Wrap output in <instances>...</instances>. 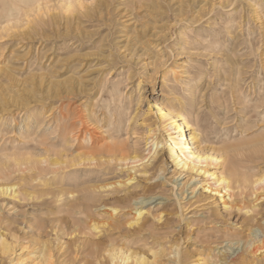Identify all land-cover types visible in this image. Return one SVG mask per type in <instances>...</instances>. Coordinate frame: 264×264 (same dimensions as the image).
Returning a JSON list of instances; mask_svg holds the SVG:
<instances>
[{
    "label": "rangeland",
    "instance_id": "rangeland-1",
    "mask_svg": "<svg viewBox=\"0 0 264 264\" xmlns=\"http://www.w3.org/2000/svg\"><path fill=\"white\" fill-rule=\"evenodd\" d=\"M40 1L50 9H44L30 26L19 24L6 30L8 22L1 18L5 13H0V160L15 151L52 158L58 152L70 163L76 154L91 150L67 147L68 143L55 136L70 130L68 123L76 111L84 112L110 77L123 83L121 95L111 102L117 118L115 141L118 137V144L138 150L146 158L154 150L153 143L160 140L163 161L136 173L132 184L120 188L119 193L100 186L133 175L130 164L106 162L87 166L90 172L86 173L90 174H67L82 176L81 180L88 181L83 186H99L92 196L87 192L64 196L71 204L87 207L86 219L90 221L86 220V229H76L74 224V218H85V214L72 215L66 205L59 209L51 202V195L41 196V188L26 187V198L21 201L1 197L0 264H99L103 257L95 246L119 240L115 232L110 236L104 229L99 231L104 227V216L109 214L112 199L126 192L135 194L132 202L144 201L143 205L133 204L127 209L132 214L126 216H133L134 209L142 206L150 209L153 226L143 231L140 239L132 231L136 224H126L122 231L125 236L119 238L127 237L129 242H113L115 248L141 253L149 264H264V252L254 255L246 251V242L252 238L250 229L263 226L264 200L256 203V213H245L235 187L234 202L240 206L227 210L220 194L204 189L213 181L212 176L182 172L169 150L170 136L182 133L193 148L216 147L209 153L216 155L219 163L207 167L209 174L226 170V153L217 148L223 144L211 135L214 130L221 134V126L206 124L192 139L197 131L184 123L185 116L190 111H215L226 116L230 108L232 117L222 126L231 127L238 104L233 97H240L242 90L252 91V87L264 94V0ZM69 88L75 94L67 96ZM211 91L214 103L208 101ZM100 108H95V115H100ZM162 108L175 117L181 132L173 131L169 136L162 124ZM206 134L210 140L203 143ZM28 136L32 141L25 146L23 141ZM253 136L250 133L243 141L232 137L228 142H246L248 150ZM258 156L247 163V159L239 158L245 166L241 172L264 174V152ZM253 165L255 171L250 170ZM3 184L8 182L0 181Z\"/></svg>",
    "mask_w": 264,
    "mask_h": 264
},
{
    "label": "bare ground",
    "instance_id": "bare-ground-1",
    "mask_svg": "<svg viewBox=\"0 0 264 264\" xmlns=\"http://www.w3.org/2000/svg\"><path fill=\"white\" fill-rule=\"evenodd\" d=\"M45 1H48V0H45ZM41 4L42 2L40 0H0V13L2 11L5 13L1 15V18L2 20L3 18H5V20L8 22L7 23L8 26H6L4 29L13 28L19 24H24V25L27 24L28 26H30V24L34 21V18H38L40 14H43L45 12V10L50 9L47 4L45 7L41 6ZM33 5H36V6L30 8ZM182 70L180 71L182 72ZM237 73L241 74L240 71H238ZM109 78L108 79L106 78L103 86L101 87V92L100 94H98L99 96L94 97L93 99L91 98L92 99L91 103L85 106V108L83 109L84 112H82L81 109L77 110L76 113L74 112L76 114L74 120L71 123L70 122L68 123L71 126L70 128H68L70 130L68 132H65L64 130L65 133L63 132L64 133L63 135L55 136V139H60V141L63 142L64 144L68 143L67 147L79 148V147L85 146V147L91 148V150L88 149V151H84L78 155L76 154L77 156L75 155L73 159L70 158L71 159L70 163L69 161L63 158L62 154L57 152V155H56L55 151L54 152L52 151V153L55 154V157L53 158L49 157V155L40 156L41 154L39 156L37 155L36 157H34L33 155L35 154L33 153L30 154L29 152L17 153L15 151V152H11L10 154H6V155H9L8 158L0 160V181H7L8 184L0 185V198L7 197V198H12L13 200H16V201L25 200L26 194L24 193L25 191L24 189L26 187L28 188L38 187V188H41L40 192L38 191L41 194V196L51 195L52 197L51 202L53 201L54 203H56L59 209H62L63 206L66 205L68 208L66 210H68V212L72 215L73 214L75 215L85 214L87 210V207L85 205L83 204L74 205L73 203L71 204L70 202H67L65 200L66 198L64 199V196L68 195V197L70 196L73 197L75 194H78L80 192H83V193L87 192L86 194L88 195L91 194L90 196H92L95 194V190L97 187L99 188V186H96V185L83 186L82 184H86L88 183V181L85 179L81 180L80 178L82 176H80V178L79 176L67 177L66 176L67 174L79 175V173L81 172L86 173L89 171L87 166H91V165L98 166L106 162H118L120 164H124L128 166L130 164L131 165L130 168L134 172L133 175H131L130 177L126 178L123 181L117 180L114 183L110 182V183H106L100 186V188L101 187L102 188L104 187L107 189L108 187L112 189L114 188L115 192L119 193L120 188L122 187L127 188V186H130L132 184V181L135 179L136 173L140 172L141 174L142 172L141 170L143 169L146 170L145 168L149 166L150 164H153V162L163 161L162 156L159 155L162 148L158 149L159 145H161L160 140H157L153 143L154 150L153 152H151V156L146 157V158H144V156H142L138 150L125 149L124 145L118 144L119 143L118 137H117L118 143L115 141L116 137L114 139L113 136H114V131L116 128L115 125L117 124L115 123L117 121V118L115 117V113L113 112V107L111 105V102L117 100L118 99L117 97L121 95V91L123 90L120 89V86L123 85V83L121 82L122 83L121 84L118 80H109ZM110 79H113V78H110ZM263 82L264 81H262V83ZM252 88L254 89V87ZM253 89L250 92L248 91L245 92L242 90V94L240 93L241 94L240 97H236V98L233 97L234 101L236 99L237 101L236 103L238 104L235 106V111H236L235 115L232 114L234 116L233 119H236V122L231 127L228 125L222 126L226 122V120L229 121L228 118L232 117L229 113L230 108L226 109L225 111L226 116H220V114L215 111H210L209 113H206V114L201 113L200 111L197 113L190 111L185 116L186 119L184 123H186L187 126H190V125L194 126L195 127L194 131H197V133H194V136L192 139H195V137H197L200 134V131L198 130H201L202 126L206 124L212 125V126H218V125L221 126L220 127L221 134L219 133V131L213 129L214 131H212L211 135L215 138L214 140L218 139L219 142L223 144L221 148L219 147L217 148L219 151L221 150L226 153V160H227L228 165L225 171H221L220 173H217V174L215 172L209 174L208 173L209 171L207 169L209 165H217L219 163L218 157L216 155L209 153L210 150H216V147L215 148H211V147L193 148L192 146L188 145L183 140L184 136L182 133H178L177 135L170 136V133H172L173 131L181 132L182 128L180 125H175L176 119L175 117L172 116V114H170L164 108L161 109L162 124L165 127L166 132L167 131L169 132L170 141H171L169 143L170 156L172 160L176 163V165L181 168L182 172L186 171L188 174L195 173L198 176L199 175H206L208 177L212 176L213 181L210 184L205 185L204 189L209 191L213 195L220 194L223 199L225 208L227 210H232L237 205H239V204H235L234 202L236 200V199L234 200V196L236 194L234 193L235 192L234 188L235 187L238 188L239 190L238 192H240L238 195L242 197V202L244 205L243 207L246 210L243 212L245 213L251 212V211L255 212L254 211L255 207H257L256 203H259L264 200V174L257 175L255 172H251V173L241 172V168L242 167L244 168L245 166H242L243 164H240L242 163L241 160H240L241 162H239V158L247 159L248 161H246V163L253 162L260 153L264 152V94L261 93L262 91L257 92L256 89L258 88H256L255 90ZM80 91H82V89ZM72 94H75V91L72 88H69L67 91V96L72 95ZM104 94H107L109 96L108 99L111 100L110 102H106L108 101V99L104 97ZM208 101L209 103L215 102L213 91H211V93L209 94ZM99 105L101 106L100 108L101 113H99L100 115H95L97 114V112H95V108ZM61 126H62V123H61ZM65 128L66 127H64V129ZM173 128H178V130L176 129L174 130ZM230 128H233L232 131H235L234 135L231 134ZM171 129L173 130L170 131ZM57 130L54 133H58ZM250 133H254L255 136H253L254 138L252 139V141L250 140L252 146L250 147V149L247 150L246 145H245L247 143L242 142V141L246 137H248ZM115 136H117V134ZM237 136L240 139H242V141L239 142L240 144H233V143L228 142V141H232L231 139L232 137L238 138ZM25 138H27V140L25 139V141H23V144L25 146H28V144L32 141V139L29 138V136ZM209 138H210V135L206 134V137L202 140V142L206 143ZM241 144L245 145L244 146L245 148H242V147L239 148ZM14 149H16V147H14ZM1 150H4V149H1ZM47 150L51 152L49 149ZM58 154H60L61 156ZM150 160H152V163H149ZM68 167H72V168H70V170L68 169L69 171L67 170L65 171V169ZM255 167L256 166L254 165L252 167L250 166L251 168L250 170L255 171ZM96 169H100V168H96ZM86 174H90V173H86ZM80 186H83V187H80ZM38 192L37 194H39ZM86 194L84 195V197L88 196ZM135 198H136L135 194L131 195L127 192L123 197H121V195L120 197H117V196L114 197L112 199L113 201L111 202L112 203L111 209L109 211L108 216L107 217L104 216L105 218L103 217L104 227L101 228L99 231L104 229V231L108 232V234L115 232V234H118V239L120 240V242H123L126 240L129 242L127 237H124L125 235L123 234L122 231L124 230V227H126V224H129V225L136 224V226L134 227V229H132V231H133L134 236L136 235L137 237L141 239L143 231H148L153 226V225L151 226L150 218H149V215L152 213L150 209L147 210L144 207L139 206L138 208L134 209L135 212L133 213V216L127 217L126 216L127 213L132 214V212L130 213L127 209L131 208L133 204L135 206V204L143 205L144 203L143 199L140 201L132 202V200ZM238 198L240 199V197ZM247 201L252 202L254 204L252 206L246 205ZM107 202L110 203V201H107ZM243 207L241 206L239 208L242 210ZM84 216L85 218L80 217V216L77 219L74 218L75 219L74 224L76 226V229L88 228L87 221L89 222L90 220L86 219V216H87L86 214ZM95 224L96 223H94V225ZM250 230L252 232V238L248 239V241L246 242V251L252 252L254 255H257L259 252L260 253L264 252V244L262 245V239L264 238V222H263V226L253 227ZM125 234L127 235V233ZM122 235H124L123 236L124 238L120 239ZM119 240H117V238H114L113 242H118ZM113 242L111 241L110 243V242L105 241L102 244V246H98V245L95 246L96 248L94 249L100 251L103 257V260L99 262V264H134V263L135 264H149V260L143 254L130 251L128 249H124V247L115 248L113 246ZM194 264H199V263L195 262Z\"/></svg>",
    "mask_w": 264,
    "mask_h": 264
}]
</instances>
